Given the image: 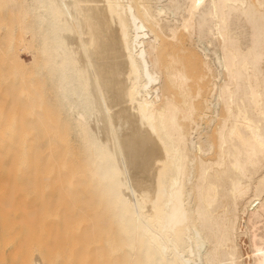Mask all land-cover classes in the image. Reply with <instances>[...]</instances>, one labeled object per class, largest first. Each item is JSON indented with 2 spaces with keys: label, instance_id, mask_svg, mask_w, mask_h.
Wrapping results in <instances>:
<instances>
[{
  "label": "bare ground",
  "instance_id": "bare-ground-1",
  "mask_svg": "<svg viewBox=\"0 0 264 264\" xmlns=\"http://www.w3.org/2000/svg\"><path fill=\"white\" fill-rule=\"evenodd\" d=\"M0 191L49 264H264V0H0Z\"/></svg>",
  "mask_w": 264,
  "mask_h": 264
},
{
  "label": "rangeland",
  "instance_id": "rangeland-1",
  "mask_svg": "<svg viewBox=\"0 0 264 264\" xmlns=\"http://www.w3.org/2000/svg\"><path fill=\"white\" fill-rule=\"evenodd\" d=\"M26 62H28V60H29V58L27 57V56H23L22 57ZM25 192V191H24ZM28 192V191H27ZM27 192H25V193H27ZM7 193H9V192H1L0 191V198L2 197V199H3V197L6 199L5 200V202H3L2 203V208L4 209V207H6V209H8L9 208V211H7L6 210V213H3V212H5L4 210H2L3 212V216L4 217H6V218H8V220H10L6 225H5V228L7 229V232L5 233V235H4V237H3V243L1 242L0 244H1V248H3L4 249V246H5V249L3 250L4 251V257H5V259H4V264H22V261H25L26 262V260L29 258L30 259V256H29V254H30V252H31V250L32 249H34V250H32V252L31 253H33L32 255H33V257H34V259H33V257L29 260L28 259V263L30 264H37L36 263V260L37 259H40V257H42L43 258V256L45 255V259L47 260V261H45V264H49V263H47L48 261H49V257H53V254H54V250H55V248H52V244H51V241H52V243H53V238H50V237H48V236H46L47 237V239H44V238H42V237H40V236H37L36 235V232H37V229H38V227H36L34 224H32L31 223V219H27V223L24 225V224H22V223H20L21 221V219L19 220V217H21L24 221H25V219H26V217H25V214H23L22 212H21V208H23L22 207V205H24V207H25V209H26V211H31V214H32V212H36V210L34 211L33 209L34 208H31L30 207V205H31V202H33L34 200H30V199H26L25 200V198H23V197H21V195H23V194H25V193H23V191H12V195H13V193H14V196H8V194ZM28 193H36V192H28ZM6 194H7V196H6ZM37 194V193H36ZM3 195V196H2ZM13 197V202H9V203H13L12 205H7V203H8V200L10 199V201H11V198ZM9 198V199H8ZM18 198H19V200H18ZM22 199H23V201L25 200V202L24 203H22V205H21V201H22ZM27 201H30V203L29 202H27ZM1 203V202H0ZM3 204H4V206H3ZM16 204H17V206H16ZM7 205V206H6ZM13 207V209H12V207ZM11 207V208H10ZM1 208V207H0ZM25 209H22V211L23 212H25ZM33 210V211H32ZM1 211V210H0ZM30 214L29 212H26V215H28V214ZM39 214V212L37 213H35L34 215H38ZM2 215H0V217H2ZM23 215V216H22ZM33 215V214H32ZM33 215V216H34ZM30 216L31 215H29V217L28 218H30ZM32 217V216H31ZM17 220H19L17 223H16V221ZM22 220V221H23ZM11 224V227H9V225ZM21 224V225H20ZM32 224V225H31ZM16 225V226H15ZM20 225V226H19ZM1 227H3L1 224H0V229H2ZM16 231V232H15ZM27 232V233H26ZM33 232V233H32ZM26 234V235H25ZM8 235H9V238H8ZM14 235V236H13ZM72 236H74V234L72 235ZM31 237V238H30ZM40 237V238H39ZM13 238V239H12ZM24 238H26V239H24ZM39 238V239H38ZM30 239H31V241H33V243H31V241H30ZM38 239V240H37ZM8 241L9 240V242L8 243H6V245H5V241ZM36 240H37V242L39 243V245H41L40 247H41V249H40V247H38V243L36 242ZM40 240V241H39ZM44 240V241H43ZM71 240H73V242L75 241V239L74 238H72ZM6 241V242H7ZM22 242V244H24V245H20L21 247V249L19 248H17L18 249V252H16V253H14L13 251H14V249H16V247H17V245H19L20 244V242ZM29 241V242H28ZM72 242V244H71V241L70 242H68L69 244H68V247L66 246V249H65V262L66 261H68V258L67 257H73L76 253H78L79 252V250H81V248L77 245V241H75V243H73ZM7 244L9 245V246H7ZM33 244V245H32ZM42 244H43V247H42ZM28 245V248L26 247ZM34 247H32V246ZM47 245H48V247H47ZM51 245V246H50ZM73 245H76L75 247L77 248H74L73 247ZM29 246L31 247L30 249H29ZM46 246V248H44ZM70 246V247H69ZM14 247V248H13ZM19 247V246H18ZM49 247H51L50 249H49ZM71 247H73V249L71 248ZM38 249V251H37V249ZM71 248V249H70ZM28 249H29V251H28ZM36 249V250H35ZM71 251H70V250ZM39 250H40V252H39ZM69 250V251H68ZM34 251H36V253L34 252ZM53 253H52V252ZM29 252V253H28ZM12 253H13V256L15 255V257H11V255H12ZM37 254V256H38V254H40L38 257L35 255V254ZM70 253H71V255H70ZM43 255V256H42ZM46 255H48V256H46ZM33 259V260H32ZM36 259V260H35ZM27 263V264H28Z\"/></svg>",
  "mask_w": 264,
  "mask_h": 264
},
{
  "label": "snow or ice",
  "instance_id": "snow-or-ice-1",
  "mask_svg": "<svg viewBox=\"0 0 264 264\" xmlns=\"http://www.w3.org/2000/svg\"><path fill=\"white\" fill-rule=\"evenodd\" d=\"M197 6H199V4H197Z\"/></svg>",
  "mask_w": 264,
  "mask_h": 264
}]
</instances>
